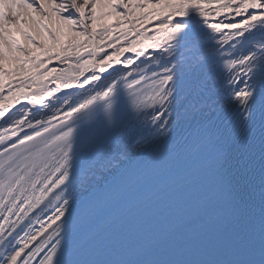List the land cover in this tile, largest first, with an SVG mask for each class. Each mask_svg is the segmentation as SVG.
<instances>
[{"label": "snow or ice", "instance_id": "1", "mask_svg": "<svg viewBox=\"0 0 264 264\" xmlns=\"http://www.w3.org/2000/svg\"><path fill=\"white\" fill-rule=\"evenodd\" d=\"M52 59L79 96L49 100ZM158 149L200 158L199 195L110 264H264V0H0V264H101L81 200Z\"/></svg>", "mask_w": 264, "mask_h": 264}, {"label": "bare ground", "instance_id": "2", "mask_svg": "<svg viewBox=\"0 0 264 264\" xmlns=\"http://www.w3.org/2000/svg\"><path fill=\"white\" fill-rule=\"evenodd\" d=\"M208 8H216L218 7L217 5H214V4H209L207 5ZM145 12H148V11H151V8L150 9H147V10H144ZM140 13V11H139ZM227 18V19H226ZM211 19L212 20H219L221 22H228L229 20H236V21H239L240 17H233L231 16L226 9H221V12H220V15L219 16H216V15H212L211 16ZM111 21V19L108 20V22ZM145 24V26L149 29V32L152 31V28H151V24H152V21L149 20V21H144L143 22ZM130 27V25H126L125 27H120V28H117L116 31L113 33L114 37L117 36L119 34V32L123 31V30H126ZM136 27H139V25L137 24ZM129 39H131V33L129 34ZM42 40V38H41ZM120 43L121 44H125V46H128L125 41L121 38L120 40ZM30 47V46H29ZM108 52L112 51V49H108L107 50ZM134 54L132 53H125L124 56H132ZM124 57H121V59H123ZM137 63H139V61H137ZM44 69H48V70H51L52 71V76L51 77H47V79L45 81H42L43 83H46L48 85L49 88H54L56 87L57 85H60V92H57L54 94L53 97H50L49 100H51L53 103H55V97L56 96H60L61 98H63V93L65 92H68L70 93L73 97H76V96H79L80 92L82 91V89H78L76 87H73L72 89H64L63 88V85L61 84L60 80H57L56 77L60 76L61 75V71L63 70L65 74H68V75H71L73 77H75L79 71H84V74L85 75H88V71L86 70H82V69H78L76 67V64H75V60H73L72 62L70 63H66L64 60H56V59H52L50 60L49 62H47V64H45L43 66V68L40 69V71H44ZM33 71H37L36 69H33ZM46 75V73H45ZM22 77L21 76H18L17 79H21ZM11 80L12 82H14V80L16 78L12 77V78H8V80ZM79 79H83V77H79ZM9 81L5 84H8ZM73 83L74 85L76 84V80L73 79ZM32 89L33 90H36L37 89V85H31ZM5 96L8 95V92L7 90H5V93H4ZM4 103L8 104V103H11V101L5 99L4 100ZM28 101L27 99H24V98H21L19 100V102L15 105V108H21L23 105L27 104ZM15 108L11 109V111H15ZM41 115V118H44L43 116V113L40 114ZM145 136H147L148 134L147 133H144ZM102 183V182H101ZM99 188H94L92 190L89 191V193L87 195H85L83 197V199L88 196L89 194H91L92 192H94L95 190H97ZM51 198V197H50ZM82 199V200H83ZM81 200V201H82ZM55 201H53V204L50 206V207H54L55 206ZM47 211V210H46ZM44 219L46 220L47 219V216L44 217Z\"/></svg>", "mask_w": 264, "mask_h": 264}, {"label": "rangeland", "instance_id": "3", "mask_svg": "<svg viewBox=\"0 0 264 264\" xmlns=\"http://www.w3.org/2000/svg\"><path fill=\"white\" fill-rule=\"evenodd\" d=\"M214 5H215V4H214ZM150 8H151V7L149 6V8H146V9H144V10H147V9H150ZM139 11H140V10H137V15H139ZM109 19H111V21H109V22L114 24L117 18H116L115 16H113V17H110ZM128 24H129L128 22H124V23H122L119 27H116V28L113 29V33L116 31L117 28L125 27V26L128 25ZM41 38H42V40L44 41L45 44H47V45H49V46L51 45V41L47 38L46 35H44V34L37 35V41H38V42L41 40ZM30 48L32 49V52H33L34 55H39L41 60H44V59H45V55L43 54V50H42L41 48L37 47L36 45H30ZM25 58H26V57H25ZM53 60H54V59H53ZM48 62H49V61H48ZM14 78H16V79L14 80V82L20 80V79H17L18 76L14 77ZM8 81H10V79L8 80V77H6V78H5V82L7 83ZM14 82H13V83H14Z\"/></svg>", "mask_w": 264, "mask_h": 264}]
</instances>
